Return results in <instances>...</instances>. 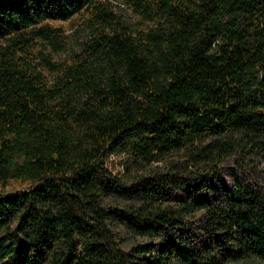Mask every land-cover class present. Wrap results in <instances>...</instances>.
<instances>
[{
	"label": "trees",
	"instance_id": "obj_1",
	"mask_svg": "<svg viewBox=\"0 0 264 264\" xmlns=\"http://www.w3.org/2000/svg\"><path fill=\"white\" fill-rule=\"evenodd\" d=\"M126 1L155 26L109 0H0V264L264 260V192L225 162L264 156V0ZM68 3L94 40L44 54L47 83L26 57L36 38L64 49L45 20ZM110 155L148 171L129 181ZM224 165L231 187L205 196Z\"/></svg>",
	"mask_w": 264,
	"mask_h": 264
},
{
	"label": "rangeland",
	"instance_id": "obj_2",
	"mask_svg": "<svg viewBox=\"0 0 264 264\" xmlns=\"http://www.w3.org/2000/svg\"><path fill=\"white\" fill-rule=\"evenodd\" d=\"M112 10L122 18L126 24L130 27H139L140 25L144 27H153L155 26L152 22H144L140 14L136 13L132 4H129L126 0H109ZM90 15L84 10V6L77 9L72 3H68L65 7L60 10L53 12L52 17L46 18V22L51 24L53 27H62L64 34L66 35L65 47L62 51L54 50L51 45L46 42L40 43L38 38L34 39L32 46L30 47V54L26 57V60L29 62L28 71L30 74L36 75L40 74L41 80L52 83L56 81V74H52L47 66L44 63L43 56L47 54L52 57V60L55 62L67 61L69 60L74 53H80L83 51L84 46L87 43H90L94 40V35L92 33V28L89 26ZM38 26V25H37ZM5 44L3 40H0V45ZM178 155H175L176 157ZM177 158V157H176ZM126 157L122 155H110L108 157L106 166L113 173L118 176H127L128 180L131 181L133 176H138L144 174L147 171H140L139 169H129L128 171L124 170V164L126 162ZM230 165L236 164V168L241 171L243 178L250 182L256 189L261 192H264V156L261 155H250L242 156L237 159L230 158L225 161ZM242 162H247L242 165ZM162 166L164 163L158 162L153 164ZM245 166V167H244ZM248 166V167H246ZM155 169V168H154ZM232 170L224 165L221 169V175L219 178H214L211 181L212 186L208 189V192H204L205 196L216 197L219 195V191L229 188L232 185ZM170 186V185H169ZM186 185L182 187L171 185L168 190V198L174 199L181 192H188ZM27 184H21L20 182H12L7 188L8 194H15L18 191L24 190L27 188ZM137 242H143L144 238L138 237ZM229 264H264V260L259 259H249L246 261H239Z\"/></svg>",
	"mask_w": 264,
	"mask_h": 264
}]
</instances>
